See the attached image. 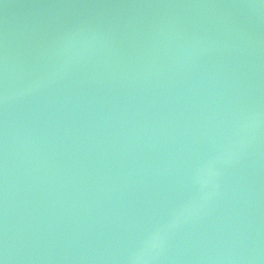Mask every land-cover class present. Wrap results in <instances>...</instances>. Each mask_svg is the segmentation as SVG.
I'll return each mask as SVG.
<instances>
[{"label": "water", "instance_id": "obj_1", "mask_svg": "<svg viewBox=\"0 0 264 264\" xmlns=\"http://www.w3.org/2000/svg\"><path fill=\"white\" fill-rule=\"evenodd\" d=\"M0 264H264V0H0Z\"/></svg>", "mask_w": 264, "mask_h": 264}, {"label": "clouds", "instance_id": "obj_2", "mask_svg": "<svg viewBox=\"0 0 264 264\" xmlns=\"http://www.w3.org/2000/svg\"><path fill=\"white\" fill-rule=\"evenodd\" d=\"M150 246H153L154 247L155 245L154 244H151Z\"/></svg>", "mask_w": 264, "mask_h": 264}]
</instances>
